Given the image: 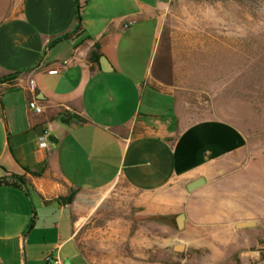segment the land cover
<instances>
[{
	"label": "crops",
	"instance_id": "0c3cea01",
	"mask_svg": "<svg viewBox=\"0 0 264 264\" xmlns=\"http://www.w3.org/2000/svg\"><path fill=\"white\" fill-rule=\"evenodd\" d=\"M166 1L0 0V264H264L247 134L197 116Z\"/></svg>",
	"mask_w": 264,
	"mask_h": 264
},
{
	"label": "rangeland",
	"instance_id": "374dc122",
	"mask_svg": "<svg viewBox=\"0 0 264 264\" xmlns=\"http://www.w3.org/2000/svg\"><path fill=\"white\" fill-rule=\"evenodd\" d=\"M161 21L163 40L188 61L178 78L197 116L245 130L251 161L241 178L263 185L264 0H167Z\"/></svg>",
	"mask_w": 264,
	"mask_h": 264
},
{
	"label": "built area",
	"instance_id": "2783aa9c",
	"mask_svg": "<svg viewBox=\"0 0 264 264\" xmlns=\"http://www.w3.org/2000/svg\"><path fill=\"white\" fill-rule=\"evenodd\" d=\"M50 73H56V72H60L57 69H50L49 70ZM29 87L31 90H35L36 89V80L34 78H31L29 80ZM30 107L36 112V113H42L44 111L43 106L38 102L37 99H33L30 101ZM48 136L45 133L40 140L39 143V151L41 156L46 157L49 154V147H48ZM48 261L52 264L55 261H59V259H54L52 256H48L47 257Z\"/></svg>",
	"mask_w": 264,
	"mask_h": 264
},
{
	"label": "water",
	"instance_id": "95a60500",
	"mask_svg": "<svg viewBox=\"0 0 264 264\" xmlns=\"http://www.w3.org/2000/svg\"><path fill=\"white\" fill-rule=\"evenodd\" d=\"M205 181H204V179L202 178V179H200V180H198V181H196V182H193L191 185H190V188L191 189H193V188H195V187H197V186H199V185H201L202 183H204ZM182 219H183V215H181L179 218H178V223H179V226L182 228L183 227V225H182ZM252 223V221H242L241 222V224H240V226H247V225H250ZM184 244H183V242H181V241H179L178 242V246L176 247V249L178 250V251H182L183 249H184Z\"/></svg>",
	"mask_w": 264,
	"mask_h": 264
},
{
	"label": "trees",
	"instance_id": "16d2710c",
	"mask_svg": "<svg viewBox=\"0 0 264 264\" xmlns=\"http://www.w3.org/2000/svg\"><path fill=\"white\" fill-rule=\"evenodd\" d=\"M79 20H80V23H79V30L80 29H82V22H81V16H79ZM72 34V32H69V33H67L65 36H70ZM2 182H8L7 180H0V183H2ZM11 184H13V185H15V186H20L21 184H20V181H18V180H14V181H12V183ZM71 198H73V195H71Z\"/></svg>",
	"mask_w": 264,
	"mask_h": 264
}]
</instances>
